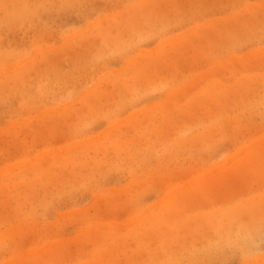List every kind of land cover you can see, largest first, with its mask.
Masks as SVG:
<instances>
[{"label": "rangeland", "instance_id": "obj_1", "mask_svg": "<svg viewBox=\"0 0 264 264\" xmlns=\"http://www.w3.org/2000/svg\"><path fill=\"white\" fill-rule=\"evenodd\" d=\"M0 264H264V0H0Z\"/></svg>", "mask_w": 264, "mask_h": 264}]
</instances>
